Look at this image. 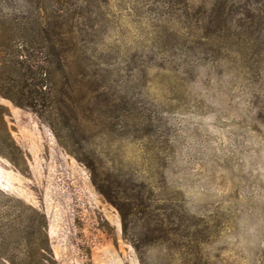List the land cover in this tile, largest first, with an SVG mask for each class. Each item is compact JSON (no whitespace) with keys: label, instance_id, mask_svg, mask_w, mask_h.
Masks as SVG:
<instances>
[{"label":"rangeland","instance_id":"374dc122","mask_svg":"<svg viewBox=\"0 0 264 264\" xmlns=\"http://www.w3.org/2000/svg\"><path fill=\"white\" fill-rule=\"evenodd\" d=\"M104 1L86 79L77 77L98 89L88 105L98 111L78 107L89 128L75 140L54 114L7 98L0 65V131L19 148L12 161L0 154V225L20 227L26 206L42 212L55 264H264V28L245 47L218 49L191 36L177 0ZM17 3L0 0V19L28 15L8 8ZM86 157L100 177L162 198L178 233L141 240L130 216L125 238Z\"/></svg>","mask_w":264,"mask_h":264},{"label":"trees","instance_id":"16d2710c","mask_svg":"<svg viewBox=\"0 0 264 264\" xmlns=\"http://www.w3.org/2000/svg\"><path fill=\"white\" fill-rule=\"evenodd\" d=\"M20 1L8 8L28 15L0 19V65L8 69L4 95L38 116L54 114L74 139V133H84L89 128L86 118L77 113L78 107L84 103L89 111H98L96 105L93 109L88 106L92 100H98V89H84L77 77L81 76L80 82L86 79V67L91 61L83 53L88 43L98 42L104 18L100 3L105 1ZM174 4L179 5L187 21L186 28H193L191 36L198 37L202 45L218 49L245 47L247 38L264 28V0H201L197 7L188 0H177ZM75 67L78 72L72 71ZM91 119L95 125L96 118ZM0 136L6 141L0 154L12 161V149L19 152V148L6 127ZM20 154L23 159L21 151ZM86 158V161L79 160L85 162L96 190L117 210L125 238L130 216L141 221V240L167 242L171 235L178 233L179 225L174 226L172 213L167 212L169 205L159 204L164 201L162 198L149 190L145 196L138 185L100 177L95 159ZM14 160L17 167L19 162ZM21 212L24 219L20 227H15V219H7L0 225V264H55L47 239L45 215L29 206ZM180 235L189 237L188 232ZM129 242L138 247L131 237Z\"/></svg>","mask_w":264,"mask_h":264}]
</instances>
